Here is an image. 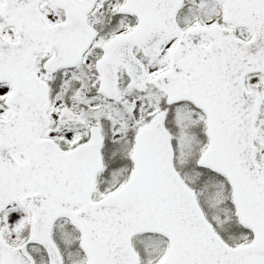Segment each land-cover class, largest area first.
<instances>
[{
	"label": "snow or ice",
	"instance_id": "obj_1",
	"mask_svg": "<svg viewBox=\"0 0 264 264\" xmlns=\"http://www.w3.org/2000/svg\"><path fill=\"white\" fill-rule=\"evenodd\" d=\"M0 264H264V0H0Z\"/></svg>",
	"mask_w": 264,
	"mask_h": 264
}]
</instances>
